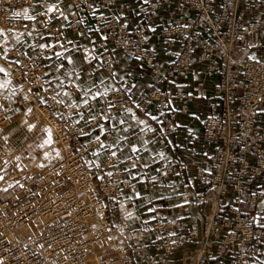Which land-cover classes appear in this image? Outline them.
I'll return each mask as SVG.
<instances>
[{"label": "built area", "instance_id": "built-area-1", "mask_svg": "<svg viewBox=\"0 0 264 264\" xmlns=\"http://www.w3.org/2000/svg\"><path fill=\"white\" fill-rule=\"evenodd\" d=\"M119 1L67 0L72 7L69 23L73 30L84 31L91 17L100 46L130 51L146 64L147 92L135 107L145 113L152 105L164 132L174 130L189 100L208 96L205 90L200 95L188 92L178 80L194 66L204 76L217 73L202 121L210 153L193 171V179L210 196L208 210L199 228L192 224L182 233L172 232L173 222L155 210L151 230L156 260L145 248L132 247L127 225L106 224L101 215L107 197L133 189L131 179L112 152L95 167L87 166L85 154L101 139L79 141L81 129L61 116L53 120L66 152L41 172L17 179L9 194H0V264H133L131 252L138 250L143 252L142 264H170L164 256L188 242L198 249L183 264H202L206 248L218 238L220 251L233 257L229 264H250V245L264 239V230L254 227L256 204L264 197V188L257 185L264 181V57L249 53L264 34V0H124L131 22L125 13L113 12ZM47 20L43 16L39 25L55 30ZM153 40L163 42L172 59L167 65L152 53ZM53 46L26 58L16 73L34 78L44 68V52ZM109 94L117 107L131 102L118 87ZM49 105L63 108L56 98ZM42 107L48 110L47 104ZM163 169L171 174L176 165L169 160ZM145 188L148 200L155 201L157 182L145 179ZM23 226L31 230L20 236Z\"/></svg>", "mask_w": 264, "mask_h": 264}, {"label": "crops", "instance_id": "crops-1", "mask_svg": "<svg viewBox=\"0 0 264 264\" xmlns=\"http://www.w3.org/2000/svg\"><path fill=\"white\" fill-rule=\"evenodd\" d=\"M112 10L118 15L125 13L131 22L132 12L124 0ZM71 11L67 0H0V69H3L0 71V116L13 118L30 103L47 104L53 119L67 116L77 124L82 131L79 141L99 137L101 144L84 156L87 166L95 167L107 152L115 153L119 168L133 185V189H123L107 197L105 211L101 212L103 221L117 227L123 222L132 232L130 245L145 248L156 260L158 251L151 230L155 210L173 222L172 232L177 233L188 230L192 224L199 228L208 210L210 196L193 179V171L197 161L204 162L210 153L202 121L209 112L210 88L217 73L204 76L201 67L194 66L185 78L178 80L188 92L200 95L205 90L208 96L189 100L187 112L178 114L174 130L166 133L152 105L145 113L135 107L147 92L144 85L150 80V74L146 64L130 51L100 46L99 33L90 28L91 17L84 22V31L73 30L69 23ZM43 16L48 17L47 22L55 30L39 25ZM52 45L51 51L44 52V68L34 78L16 73L26 58H34L43 48ZM151 51L164 66L172 60L165 53L162 41L153 40ZM249 53L264 57V34ZM107 62L110 69L105 67ZM115 87L121 89L125 98H130L129 105H114V97L109 92ZM50 98L59 100L63 108L51 107ZM169 160L176 165L171 174L163 169ZM149 178L157 182L155 201L148 200L145 179ZM257 185L264 188V181ZM254 227L264 230V197L256 204ZM143 233L146 235L142 237ZM218 244L219 238L206 248L207 257L202 264L230 263L233 257L220 251ZM197 249L195 243L188 242L165 255L164 260L183 264ZM131 255L133 264H142V251H133ZM248 260L250 264H264V239L250 245Z\"/></svg>", "mask_w": 264, "mask_h": 264}, {"label": "rangeland", "instance_id": "rangeland-1", "mask_svg": "<svg viewBox=\"0 0 264 264\" xmlns=\"http://www.w3.org/2000/svg\"><path fill=\"white\" fill-rule=\"evenodd\" d=\"M30 113L46 115V118L30 119ZM46 132H49V136ZM60 142H63L66 148H60ZM52 143L53 145H50ZM67 147L51 113L42 105H25L13 118L0 116V177L3 176L1 168L13 163L5 172L4 180L0 179V194H9L11 184L17 179L39 173L61 158ZM20 174L22 175L19 176Z\"/></svg>", "mask_w": 264, "mask_h": 264}, {"label": "bare ground", "instance_id": "bare-ground-1", "mask_svg": "<svg viewBox=\"0 0 264 264\" xmlns=\"http://www.w3.org/2000/svg\"><path fill=\"white\" fill-rule=\"evenodd\" d=\"M28 116L30 117V119H33V118H39V117H41V118H46L45 116L46 115H43V116H41V115H37V114H35V113H33V114H28ZM45 130V129H44ZM46 133H48L47 134V136H49V132H46ZM52 133V132H51ZM48 139H49V137H48ZM55 139H57V138H55ZM61 143V142H60ZM49 144V143H48ZM50 145H53V143L52 144H50ZM60 148H66V145H64L63 144V142L61 143V146H60ZM40 157V156H39ZM40 159V158H39ZM48 162V161H47ZM12 165H13V163H10L9 165H7V166H5V167H3V168H1L3 171V176H2V179L4 180V174H5V172L7 171V170H9L11 167H12ZM43 169V168H42ZM22 174H20L19 176H21ZM16 176H17V174H16ZM93 224L94 225H98L99 224V221L96 219V218H94L93 219ZM31 230V228H29L28 226H26L25 228H22L18 233H19V235L21 236V235H23V234H25V233H27V232H29Z\"/></svg>", "mask_w": 264, "mask_h": 264}, {"label": "snow or ice", "instance_id": "snow-or-ice-1", "mask_svg": "<svg viewBox=\"0 0 264 264\" xmlns=\"http://www.w3.org/2000/svg\"><path fill=\"white\" fill-rule=\"evenodd\" d=\"M49 11H51V9H49ZM57 55H59V54H57ZM0 71H3V69H0ZM85 103H87V101H85ZM122 123H123V121H122ZM141 123H143V121H141ZM97 139H99V137H97ZM113 155H115V153H113ZM0 179H2V177H0Z\"/></svg>", "mask_w": 264, "mask_h": 264}]
</instances>
